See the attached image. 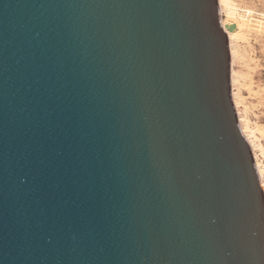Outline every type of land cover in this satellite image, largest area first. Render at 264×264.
Listing matches in <instances>:
<instances>
[{"label":"water","instance_id":"95a60500","mask_svg":"<svg viewBox=\"0 0 264 264\" xmlns=\"http://www.w3.org/2000/svg\"><path fill=\"white\" fill-rule=\"evenodd\" d=\"M217 0H0V264H264V200Z\"/></svg>","mask_w":264,"mask_h":264},{"label":"rangeland","instance_id":"374dc122","mask_svg":"<svg viewBox=\"0 0 264 264\" xmlns=\"http://www.w3.org/2000/svg\"><path fill=\"white\" fill-rule=\"evenodd\" d=\"M227 2L235 6L237 16L228 23L234 48V89L242 110L240 126L254 143V153L264 176V18L257 14H264V0ZM244 9L254 14L247 16Z\"/></svg>","mask_w":264,"mask_h":264},{"label":"bare ground","instance_id":"6f19581e","mask_svg":"<svg viewBox=\"0 0 264 264\" xmlns=\"http://www.w3.org/2000/svg\"><path fill=\"white\" fill-rule=\"evenodd\" d=\"M217 6H218V16H219V23L222 27V30L227 38L228 41V46L230 49V72H229V81H230V97L232 100V107H234L233 109L235 110V114H236V118H237V122H238V126L239 129L241 131V134L243 135V138L245 139L246 143L248 144L251 154H252V158L258 173V178H259V185H260V189L262 191V195H263V200H264V176H263V171L262 168L259 165V162L256 158V155L254 153V143L253 141L249 138V134H244L243 131V127L240 126L241 124V119H242V110L238 107V102L236 99V94H235V89H234V64H233V58H234V48L233 45L231 43V38L232 35L230 33V27H229V23L228 21L232 18H234L235 15V6H233L232 4H229L227 2V0H217ZM245 14L248 16H250L251 14H254V11L250 10V9H244ZM243 14V12H242ZM258 16H260V18H264V14L262 13H258ZM243 16V15H242ZM237 17V16H236ZM243 19V18H242ZM247 19V17H246ZM234 20V19H233ZM243 27V26H241ZM251 95V94H250ZM263 167V165H262Z\"/></svg>","mask_w":264,"mask_h":264}]
</instances>
